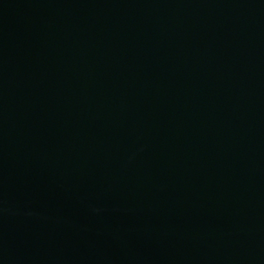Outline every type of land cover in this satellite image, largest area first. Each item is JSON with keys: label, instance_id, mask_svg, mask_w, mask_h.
<instances>
[{"label": "water", "instance_id": "water-1", "mask_svg": "<svg viewBox=\"0 0 264 264\" xmlns=\"http://www.w3.org/2000/svg\"><path fill=\"white\" fill-rule=\"evenodd\" d=\"M0 264H264V0H0Z\"/></svg>", "mask_w": 264, "mask_h": 264}]
</instances>
